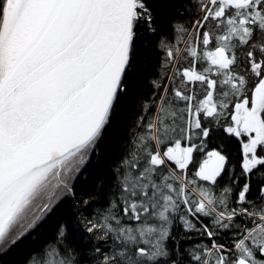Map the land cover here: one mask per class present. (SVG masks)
<instances>
[{
	"label": "snow or ice",
	"instance_id": "snow-or-ice-1",
	"mask_svg": "<svg viewBox=\"0 0 264 264\" xmlns=\"http://www.w3.org/2000/svg\"><path fill=\"white\" fill-rule=\"evenodd\" d=\"M163 7L0 0V258L41 247L36 231L98 154ZM195 8L191 28L174 25L157 46L164 73L107 202L97 219L79 221L103 243L86 259L61 225L28 264H264V0Z\"/></svg>",
	"mask_w": 264,
	"mask_h": 264
},
{
	"label": "trees",
	"instance_id": "trees-1",
	"mask_svg": "<svg viewBox=\"0 0 264 264\" xmlns=\"http://www.w3.org/2000/svg\"><path fill=\"white\" fill-rule=\"evenodd\" d=\"M153 7L156 5L153 4ZM199 14L195 8V0H166V7L157 8L153 13L154 26L157 30L155 38L147 47L143 44L137 45L131 83L113 112L103 140L98 145V154L89 159L81 174L73 181L74 195L62 196L52 212L41 222L42 226L38 228L34 237L35 241H39L40 248L33 242L21 244L0 258V264H28L29 259L38 255L44 245L56 242L61 225L72 230L68 233L66 243L82 249L86 259H90L95 247L103 243L94 235L84 232L79 221L85 217L97 219L98 210L107 202V193L114 183L113 170L129 145L131 131L142 114V106L152 96L154 91L152 81L161 78V74L164 73L161 67L163 53L157 48L160 40L170 39L176 24L191 28L192 22ZM219 142L217 139L216 143ZM224 146L228 154L238 161L236 142L225 138ZM252 195H256L255 189ZM181 240L183 242L182 235Z\"/></svg>",
	"mask_w": 264,
	"mask_h": 264
},
{
	"label": "rangeland",
	"instance_id": "rangeland-1",
	"mask_svg": "<svg viewBox=\"0 0 264 264\" xmlns=\"http://www.w3.org/2000/svg\"><path fill=\"white\" fill-rule=\"evenodd\" d=\"M199 15H201V14H199ZM78 176V175H77ZM73 183V182H72ZM62 198V197H61Z\"/></svg>",
	"mask_w": 264,
	"mask_h": 264
}]
</instances>
